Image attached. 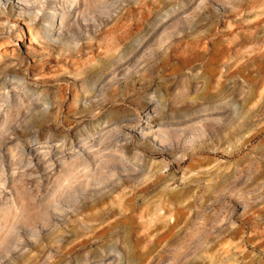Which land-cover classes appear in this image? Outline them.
<instances>
[{
  "label": "rangeland",
  "instance_id": "374dc122",
  "mask_svg": "<svg viewBox=\"0 0 264 264\" xmlns=\"http://www.w3.org/2000/svg\"><path fill=\"white\" fill-rule=\"evenodd\" d=\"M2 1L0 264H264V0Z\"/></svg>",
  "mask_w": 264,
  "mask_h": 264
},
{
  "label": "bare ground",
  "instance_id": "6f19581e",
  "mask_svg": "<svg viewBox=\"0 0 264 264\" xmlns=\"http://www.w3.org/2000/svg\"><path fill=\"white\" fill-rule=\"evenodd\" d=\"M7 1H8V0H3V1H2L3 5H5V4L7 3ZM2 3H1V4H2ZM9 3H10V2H9ZM1 11L4 12V9H2ZM29 29H30V28H29ZM30 30H31V29H30Z\"/></svg>",
  "mask_w": 264,
  "mask_h": 264
}]
</instances>
